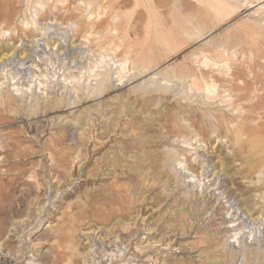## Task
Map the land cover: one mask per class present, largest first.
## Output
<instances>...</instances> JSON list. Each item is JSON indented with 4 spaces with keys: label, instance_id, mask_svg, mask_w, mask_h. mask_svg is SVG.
Here are the masks:
<instances>
[{
    "label": "rangeland",
    "instance_id": "obj_1",
    "mask_svg": "<svg viewBox=\"0 0 264 264\" xmlns=\"http://www.w3.org/2000/svg\"><path fill=\"white\" fill-rule=\"evenodd\" d=\"M113 1L0 0V264H264V0Z\"/></svg>",
    "mask_w": 264,
    "mask_h": 264
},
{
    "label": "bare ground",
    "instance_id": "obj_2",
    "mask_svg": "<svg viewBox=\"0 0 264 264\" xmlns=\"http://www.w3.org/2000/svg\"><path fill=\"white\" fill-rule=\"evenodd\" d=\"M113 1V0H112ZM115 1H118V0H115ZM114 2V1H113ZM92 26V25H91ZM96 28V26H95V24H94V27H92V29H95ZM21 32H22V34H24L25 32H24V30H23V28L21 29ZM11 50H12V52H13V54L12 55H10L11 54ZM30 51L31 50H29V49H26V50H24V51H22V52H18V49H16V48H12V49H5V50H1L0 49V54L1 53H6V52H8V53H6V54H4L3 55V57L2 58H0V68L2 67V65H1V60L3 59V58H5V57H8L9 55H10V57H12V56H15L14 57V60H13V63L11 64V65H13L14 64V62H16L15 60L16 59H18L17 60V66L19 67V69L17 70V72L19 73V74H22V73H26V71H29V69L28 68H26V65L28 64V62L27 61H29L30 60ZM28 52V53H27ZM24 53H27V55L26 56H24L23 58L22 57H18V55H20V54H22V55H24ZM228 57L227 56H223V55H221V56H219L217 59H210V58H205V61L206 62H208L209 63V65H207L208 67H210V66H212L213 68H215V67H221V68H224V66H226L225 67V70H226V72H229V71H235L237 68H231L230 66H227V62H228ZM12 60H10L9 62H11ZM205 62H203V64H204ZM220 63H226L225 65H222V66H219V64ZM3 64V66H5L4 65V63H2ZM126 64H127V61H124L123 63H121V65H120V67H121V69H122V72H126V73H129L131 70H128L127 68H126ZM10 65V66H11ZM143 69H141V70H143L144 72H146V70H149L148 68H147V65H146V63H144L143 65ZM14 67H16V66H14ZM15 69V68H14ZM132 70H135V66L132 68ZM138 72V71H137ZM141 74H142V71H141ZM168 74V72L167 73H165L164 74V76H165V80L167 81V82H170L171 80H172V78L174 77V76H168L167 75ZM172 75H174V73L172 74ZM176 76L175 77H178V75L177 74H175ZM42 76H45V75H42ZM95 77H98V75H95ZM119 77H120V81H123L124 80V78H125V76L123 75V74H121V73H119ZM179 77H180V79H182V80H186V79H190L191 80V82L193 83L192 84V86H196L197 84V82H198V77H197V73L195 72V71H193V70H191V71H188V72H184V71H182L181 73H180V75H179ZM40 85H43V83H40ZM249 84H247L246 86H248ZM32 85H30L29 87H28V89H27V91H29V90H31L32 88ZM111 89H113V88H111L110 86H109V91L111 90ZM239 90H241V91H244V90H246L247 89V87H243V88H238ZM16 91H21L20 89H19V87H17V89H16ZM26 91V92H27ZM191 91H192V88H191ZM214 91H215V85L212 83V84H207L206 83V87H205V92H206V94H213L214 93ZM17 95H19V94H17ZM17 95H15V96H17ZM209 98V97H208ZM241 99H244V97H241ZM262 100H264V96L261 98ZM262 100H260V101H258V102H254V100L252 101V105H251V109H254V110H256V111H261V110H264V102H262ZM232 136H233V138H232V140L234 141V142H236V143H238L239 141H240V139H241V133L240 132H238V131H235V132H233V134H232ZM185 143H187V142H185ZM188 145H191V144H188ZM187 149L188 148H186V151H187ZM180 156H183L182 154H180ZM189 160L187 159V158H185V162H188ZM179 165H182V162H180V164ZM183 167H185L184 169L186 170V167H188L187 169L189 170H187V172H190L191 170L193 171V172H191L192 174L191 175H189V177H192V179H196L198 176H196L195 174H194V170H196L194 167V165L192 164V163H189V165H187V163L185 164V165H182ZM210 167H212V169L213 170H211L210 172H209V170L203 165L202 166V168H200V169H204V172H206L207 171V174L209 175V177H213V176H216V179H214V183L212 184V186H216L217 185V183H219L218 181L220 180V178L222 177V176H224V175H226L224 172L222 173V170H219L218 172H215V165H210ZM59 174L60 175H62L60 172H59ZM110 197V202H116V200H115V197L113 196V195H110L109 196ZM108 201H106L105 200V202H104V204L106 205V203H107ZM228 202H230V200L228 201ZM232 203V204H231ZM230 208H234L235 206H236V199L233 201V202H230ZM238 210V209H237ZM240 210V209H239ZM236 213V212H235ZM234 213V214H235ZM228 214L230 215L231 214V211H229L228 212ZM239 214L237 213V215H235V216H233L234 218H236L237 216H238ZM245 215H246V213H245ZM111 217L112 216H106L105 217V221H108V220H110L111 219ZM184 218H185V220H184ZM243 218V220H245V218L244 217H238V219L236 220V221H239V220H241ZM184 221H188V216L187 215H180V216H178V217H176V220H173V222H174V224H177L178 226H181V227H183L184 226V223H186V222H184ZM236 221H232V222H229L230 223V226H227L226 227V229H227V232H235V234L234 235H232L233 237L232 238H234L235 240H233V241H227V244H228V246H229V248L227 249V251L229 252V251H231L232 252V249H231V244H233V246L234 247H236V243H238V240H239V238L238 237H240V235H241V233L244 231V227L245 226H241L240 227V225H241V223H239V224H237L236 223ZM243 222V221H242ZM239 227V229H237ZM175 228V227H174ZM262 234H264L263 232L261 233V236H260V238H262L263 240L261 241V243L263 244L262 245V248H264V236H262ZM243 235H245V232H243V234H242V236ZM240 239H241V237H240ZM70 240H72V248H71V252H72V256L71 257H69V258H67L66 260H67V262H68V264H76V262L74 261V259L75 258H77V257H80V251H78V249H79V247H81L82 246V244L81 243H79V241L76 239V237H71L70 238ZM88 244V243H87ZM96 244H94V242H91V246H92V249L94 248V246H95ZM119 248V249H118ZM92 249L90 250V252L92 251ZM262 253H264V252H262ZM107 256V259H105V257ZM123 257H125L124 256V253L122 252V249H120V247H117V250H104V255H102V257L99 259V261L98 262H96V264H115V263H117V262H121V261H124V259H123ZM52 259V258H51ZM51 259L49 260H47V263H50L51 262ZM123 259V260H122ZM62 260V257L60 256V255H57V257L55 258V260H53L55 263H58L59 261H61ZM234 260H236V259H234ZM115 262V263H114Z\"/></svg>",
    "mask_w": 264,
    "mask_h": 264
}]
</instances>
